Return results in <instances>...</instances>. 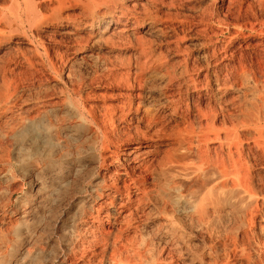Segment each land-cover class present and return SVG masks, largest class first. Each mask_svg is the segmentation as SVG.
Returning a JSON list of instances; mask_svg holds the SVG:
<instances>
[{
	"label": "rangeland",
	"instance_id": "obj_1",
	"mask_svg": "<svg viewBox=\"0 0 264 264\" xmlns=\"http://www.w3.org/2000/svg\"><path fill=\"white\" fill-rule=\"evenodd\" d=\"M99 4L101 3L98 0H0V143L2 142L3 145L0 144V245L2 246L0 253H5L7 250L5 254L1 253L0 264H86L89 260L88 257L91 258L92 254H87L86 260H80L82 253L80 248L86 243L88 244L95 236L100 235L99 232H96V227L102 230L112 229L115 233L124 229L116 236H121L124 240H136V243L140 241L138 244L135 243L136 248L134 249L137 250L136 253L141 252V254L137 253L136 260L140 262L137 264H163L166 259V264L168 261L171 262V259L173 262L169 264H216L217 262L218 264H241V262L242 264L252 262V264L258 262V264H264V259L260 258L254 244L252 247L254 251L251 249V254L254 256L250 263L230 254L229 250H231L230 246L233 241L231 238H236L238 233V225H236V223L238 224V214L233 213L231 208H221L222 204L219 205L221 207L215 204L216 208L210 206L209 211L212 212H209L210 220L203 217V211L195 210L196 200L189 199V195V198L187 197L186 188L183 187L178 193L170 191L174 180L179 179L180 182L182 178L181 181H183L180 183H184L185 179L182 177L184 171L181 172L180 169L185 170V167H183V163L179 164L178 161L176 163L175 160L173 162L172 159L163 157L169 147L160 145L157 152L154 153L152 158L154 160L148 158L145 164L148 166L139 172L130 169L128 164L124 163L123 158L128 149L148 142L147 138L154 135L156 130L160 133L166 131L163 132L165 135L169 134L174 137L182 130V127H190L188 124L192 119L190 115L187 116L185 111L187 105L190 106V111H193L194 105H197V102L194 101H198V95L192 93V89L183 83L186 82V78H177L173 83L164 81L169 80L166 76L167 73L172 74L173 72V69L169 67L170 62L176 64L179 61L176 51L170 48L180 45L182 50L187 51V55H189L187 57L191 62L190 66H192V62L196 61L202 66L207 64L206 53L213 49L211 42L218 48L228 46V50L232 49V51L243 48L247 57L250 54L251 56L255 55L254 50L264 42V29H262L264 28V0H166L164 5L161 6V3H158L147 11L142 7H138L137 10L132 8V12L127 15L129 18L137 15L140 17L152 15L160 19L158 27L143 29V32L145 31L144 38L155 43L154 47L159 51L164 50V55L166 52L165 56L168 57L164 61L167 62L168 67L165 63L163 67L155 65L147 68L139 78L141 80L135 81L134 78L128 76L134 66L133 64L132 66L128 65L125 50L113 51L111 46L108 47L100 42L88 49L89 52L92 51V56L88 53L79 54L76 57L70 55L69 51L74 48L76 38L92 33L89 28L83 30L78 25L74 27L70 24L76 21L77 24L83 23L90 16L97 15L99 11L105 9V6L101 4L99 7ZM92 5L100 9L94 8L95 10L92 11L93 8L90 7ZM45 9L47 10L44 11ZM249 9L250 11H248ZM76 13H78L77 16H75ZM84 14L86 15L84 16ZM60 16L64 20L59 21ZM163 22L167 24L166 27L165 24H162ZM252 23L255 30L245 28ZM111 29H114V26ZM75 33L76 37L73 36ZM131 41L135 44L134 40ZM61 57H68V62H61L63 60ZM204 71L206 74L208 71L206 67ZM216 71H218L217 67H209V74L212 78L210 79V90L203 93L204 98L200 102L203 109H209L210 104L217 105L211 97L213 90L217 87ZM163 77L165 78L163 79ZM263 92L257 93L259 95L256 97L258 103V98L262 97V94L264 99ZM230 93L227 99H230L231 96V98L236 97L238 105H244V108L247 107L245 106L247 104L250 107L249 102L251 99L254 100L251 92H247L246 96L238 93V95L236 93L230 95ZM129 95L135 96H132L135 105L139 102L137 112L129 109ZM3 97L5 100L9 98L10 103L5 102L4 99L1 100ZM174 99L178 101L179 108L176 111H174ZM6 103H9V107L6 106ZM113 108L124 112L126 123H119L116 117L111 119ZM143 119L147 122L145 123ZM36 125H39L37 126L40 127L39 131L32 128ZM137 127L141 134L137 137L139 139L134 135ZM162 127L165 129L163 128V130ZM179 127L181 128L178 132ZM106 129H109L108 133ZM174 130L176 131L173 132ZM127 133L132 137L128 140L129 142L126 140L130 137ZM142 133L145 135L143 136ZM119 138L120 140L117 141ZM116 142L122 143H117V145ZM65 148L68 151L67 154H65ZM110 151L113 152V155ZM168 160L170 161L169 165ZM135 171L136 173H134ZM178 171L180 174H176L180 177L176 174L173 176L172 173ZM140 172L141 174H139ZM112 173L115 174L112 175ZM127 174L128 177H126ZM140 175L142 177L138 178ZM108 179L111 181L109 182ZM123 182L126 184L124 185ZM174 182L177 185L180 184L177 183V180ZM115 185L119 188L112 189ZM105 187L107 188L105 189ZM125 187L126 189H124ZM142 188L144 192L146 190L156 191H154L155 193L153 191L144 193ZM166 191H170V194ZM165 193L168 196L173 193L176 203L179 202L177 203L179 208L176 207V203L174 205L173 202L166 199L168 196ZM129 195L133 199L132 206L128 203ZM98 196L101 197L98 198ZM111 202L113 204H110ZM163 202H166V205ZM170 203L173 205L170 206ZM184 206L186 209L188 208L187 211L183 210ZM112 210L114 211L112 212ZM172 210L175 211L173 214H171ZM129 213L130 215H128ZM190 214L191 216H189ZM217 214H221V218ZM133 217L135 218L133 219ZM195 218L198 223L194 220ZM213 220L215 223L212 222L210 225ZM219 220L224 225L221 223L219 226ZM127 227L130 228L126 229ZM226 228L229 230L227 231ZM215 230L219 231L218 234ZM260 231L258 228L259 237L262 236L261 239L264 240ZM227 233L232 234L228 235ZM78 238L81 240L79 241ZM8 242L10 243L8 244ZM226 243L227 245H225ZM228 248L229 250H227ZM100 252L98 248L96 253ZM221 255H223L224 262H220L223 261L220 259Z\"/></svg>",
	"mask_w": 264,
	"mask_h": 264
},
{
	"label": "bare ground",
	"instance_id": "obj_2",
	"mask_svg": "<svg viewBox=\"0 0 264 264\" xmlns=\"http://www.w3.org/2000/svg\"><path fill=\"white\" fill-rule=\"evenodd\" d=\"M103 6H105L104 10H101L97 13V15L90 16L86 22L83 23H76L73 22L72 26L78 25L81 27L80 29H87L89 28L92 30V33H89L87 36L83 37L79 36L76 38L74 48L69 51L73 57L78 56L79 54H90L92 56V51H88L92 46L101 43L106 44L108 47L111 46V49L114 50H125L128 65L133 64L134 68L133 70H130V73L128 76L131 78H134L135 80H141L139 79L141 75L147 70V68L154 67L155 65L159 67H163V65H167V62H164L167 60L168 57L167 53L165 52V55L163 53L164 50L159 51L154 47L153 42L147 41L144 37L145 34L143 32V29L146 27H158L159 20L157 16H132V18L127 17L128 13L132 12L131 9L134 8V10H137L138 7H142L144 10H149L151 7L156 6L158 3H161L164 5L166 0H98ZM146 1V2H144ZM176 1V0H175ZM178 1V0H177ZM180 1V0H179ZM182 1V0H181ZM187 1V0H185ZM207 1V0H206ZM257 1V0H256ZM259 1V0H258ZM261 3V2H260ZM95 4V2H94ZM93 4V5H94ZM99 4V7L100 5ZM256 4V3H255ZM51 5V4H49ZM92 7L93 10H97L98 8ZM96 5V4H95ZM98 5V4H97ZM229 5V4H228ZM242 5V4H241ZM101 6V7H103ZM252 6V5H251ZM263 6V4H262ZM49 7V6H47ZM243 7V6H242ZM250 7V6H249ZM51 8V7H50ZM84 8V7H83ZM95 8V9H94ZM230 8V7H229ZM264 8V7H263ZM49 9V8H48ZM100 9V8H99ZM139 9V8H138ZM189 9V8H188ZM255 9V8H254ZM252 9V10H254ZM45 9L44 11H46ZM50 10V9H49ZM52 10V9H51ZM54 10V9H53ZM87 10V9H85ZM240 10V9H239ZM243 10V8H242ZM241 10V11H242ZM230 11V10H229ZM228 11V13H229ZM250 11V9L248 10ZM256 11V10H255ZM90 12V11H88ZM155 12V11H154ZM161 12V11H160ZM257 12V11H256ZM80 13V12H79ZM84 13V12H83ZM91 13V12H90ZM165 13V12H164ZM70 14V13H69ZM75 14V13H74ZM78 13H76L75 16H77ZM87 14V13H86ZM84 14V16L86 15ZM252 14V12H251ZM254 14V13H253ZM256 14V13H255ZM258 14V13H257ZM35 15V14H34ZM62 15V14H61ZM120 15V16H119ZM145 15V14H143ZM73 16V15H72ZM250 16V15H249ZM252 16V15H251ZM255 16V15H254ZM72 18L71 16H68ZM74 17V16H73ZM80 17V16H78ZM256 17V16H255ZM254 17V18H255ZM260 17V15H259ZM77 18V17H76ZM250 18V17H249ZM86 19V18H85ZM64 20L61 16L59 17V21ZM73 20V19H72ZM75 20V19H74ZM73 20V21H74ZM82 20V19H81ZM252 20V19H251ZM45 21V20H44ZM43 21V22H44ZM85 21V20H84ZM252 22V21H250ZM264 22V21H263ZM42 23V21H41ZM53 23V22H52ZM248 23V22H247ZM48 24V23H47ZM66 24V23H65ZM165 24L164 22L162 23ZM40 25V24H39ZM161 25V24H160ZM167 24H165L166 27ZM247 25V24H246ZM254 24H250V26H245L246 29L255 30L256 28L253 26ZM258 25V24H257ZM77 26V27H78ZM114 26V29H111V27ZM42 27V26H41ZM260 27V26H259ZM2 28V27H1ZM244 28V27H243ZM77 29V28H76ZM79 29V30H80ZM261 29V28H260ZM264 29V28H262ZM164 30V29H163ZM176 30V29H175ZM264 33V32H263ZM261 34V33H260ZM258 34V35H260ZM66 35V34H65ZM68 35V34H67ZM71 35V34H70ZM76 33L73 35L75 36ZM213 35V34H212ZM262 35V34H261ZM53 36V35H52ZM76 37V36H75ZM53 38V37H52ZM74 39V38H73ZM131 40L135 41V44ZM243 40V39H242ZM263 40V39H261ZM211 41H213L211 39ZM231 42V41H230ZM229 42V43H230ZM262 42V41H260ZM65 43V42H64ZM210 43V42H209ZM212 48L208 51V62L207 64L203 65L199 62H192V66H190L189 58L187 56V51L182 50L181 47L177 45V47H173L170 49H173L178 54V62L176 64H173V62H170L169 67L173 69L172 74L167 73L169 81L172 82L177 78H186L183 83H186L189 87V89H192V93H196L198 95V101H194L197 105H194L193 111H190V106L187 105V116H191V121L189 122L188 126L190 127H182V130H180L181 127L178 128V132H180L176 135L175 138L172 135H165L162 131L161 134L159 131L156 130L154 135H151L147 138L145 144L139 145L134 148L128 149V151L124 154V163H127L130 169L139 170L144 169V167L148 166L146 160L152 159L154 156V153L157 152V148L161 146L169 147V150H166L165 155L163 157L172 159L173 162L175 160L178 161L179 164H184L183 167H185V170L180 169L181 172L184 171L183 178L185 179L184 183L180 179H176L180 184H176V180L173 181V186L170 188V191L178 193L181 189L186 188L187 190L185 193L189 199L194 198L195 201V210H201L203 211V217L210 219V213H212L210 210L211 207H215V204L218 206L222 204L221 208H231L233 213L238 214L237 216V222L236 223L238 233L236 238L233 239L231 243V250L229 248L227 250L231 251L230 254H233V256L239 257L242 259L247 260V262H251L252 256V247L253 244L256 247V251H258V254H260V258L264 259V240L261 239L262 236L259 237L258 234V228H260V232L264 236V99L263 94L262 97L258 98L259 103L257 102V98L259 95L257 93H260V91H264V42L261 44L260 47H257L256 50H254L253 56L250 54V58L246 56V53L243 48L237 51L228 50V46L225 48H218L214 46L213 42H211ZM215 43V42H214ZM258 43V42H257ZM69 44V43H68ZM158 45V44H157ZM206 45V44H205ZM258 45V44H257ZM248 46V45H247ZM255 46V45H254ZM105 47V46H104ZM169 47V46H168ZM172 47V46H170ZM208 47V46H207ZM211 47V46H210ZM221 47V46H220ZM231 47V46H230ZM239 48V46H237ZM244 47V46H243ZM253 47V46H252ZM256 47V46H255ZM32 48V47H30ZM183 48V47H182ZM247 48V47H246ZM53 49V48H52ZM160 49V48H159ZM169 49V50H170ZM245 49V48H244ZM208 50V49H207ZM236 50V49H235ZM35 51V49H34ZM168 51V50H167ZM171 51V50H170ZM169 51V52H170ZM247 51V50H246ZM252 52V51H251ZM118 53V52H117ZM205 53V52H204ZM248 53V52H247ZM250 53V52H249ZM92 54V55H91ZM205 54V55H206ZM60 55V54H59ZM170 55V54H169ZM62 56V55H61ZM96 56V55H95ZM54 58V57H53ZM62 58V57H61ZM41 59V58H39ZM63 59V60H62ZM61 62H68V57H63ZM111 59V58H110ZM109 59V60H110ZM121 59V58H120ZM56 60V59H55ZM125 60V59H124ZM60 61V60H59ZM126 61V60H125ZM173 61V60H172ZM177 61V60H176ZM175 61V62H176ZM80 62V61H79ZM90 62V61H89ZM169 62V61H168ZM83 63V62H82ZM206 63V62H205ZM91 64V63H90ZM127 65V66H128ZM217 67L218 71H216V83L217 87L212 92V99L214 100L217 105H209V109L206 110L203 109V107L200 105V102L204 98V92H208L210 90V79L212 78L209 74V67ZM158 67V68H159ZM208 70L206 71V74L204 73V69ZM3 68V67H2ZM131 67H129L130 69ZM4 69V68H3ZM7 70V68H5ZM132 69V68H131ZM156 69V68H155ZM161 69V68H160ZM158 70V69H156ZM166 70V69H165ZM214 71L213 69H211ZM5 71V70H4ZM10 71V70H9ZM128 71V70H127ZM162 71V70H161ZM170 71V69H169ZM6 72V71H5ZM70 72V71H69ZM155 72V71H154ZM159 72V71H158ZM166 72V71H165ZM171 72V71H170ZM28 73V72H27ZM72 73V72H71ZM163 73V72H162ZM214 73V72H213ZM149 74V72H148ZM160 74V72H159ZM158 74V75H159ZM164 74V73H163ZM92 75V74H91ZM152 75V74H150ZM156 75V73H155ZM157 75V76H158ZM213 75V74H212ZM6 76V75H5ZM146 76V75H144ZM143 76V77H144ZM154 76V75H153ZM162 76V75H161ZM159 76L160 78H162ZM127 77V75H126ZM148 77V76H147ZM150 77V76H149ZM155 77V76H154ZM128 78V77H127ZM126 78V79H127ZM153 78V77H152ZM165 77H163L164 79ZM9 79V78H8ZM129 79V78H128ZM133 80V79H132ZM215 80V79H214ZM128 81V80H127ZM183 81V80H182ZM130 82V79H129ZM168 82V83H169ZM135 83V82H134ZM138 83V82H136ZM141 83V82H139ZM138 83V84H139ZM167 83V84H168ZM215 83V84H216ZM181 85V83H179ZM214 84V85H215ZM77 85V84H76ZM171 85V84H170ZM174 85V84H173ZM26 86V85H25ZM178 86V85H177ZM185 86V85H184ZM173 88V87H172ZM187 90V89H186ZM178 92V91H177ZM180 92V91H179ZM183 92V91H182ZM229 92L231 93H238L239 95H247V92H251L253 97V101L249 102L250 107L247 105V107H243L241 105H238L237 98H228ZM174 93V92H173ZM230 93V95H231ZM264 93V92H263ZM139 94V93H138ZM237 94V95H238ZM250 94V93H248ZM135 95V94H133ZM129 95L128 101H129V109L134 110L135 112L138 111L139 102L135 105L132 100V96ZM137 95V94H136ZM208 95V94H207ZM257 95V96H256ZM141 96V95H139ZM138 96V97H139ZM143 96V95H142ZM167 96V95H166ZM244 96V97H245ZM135 97V96H133ZM206 97V96H205ZM5 97H3L1 100H3ZM142 98V97H140ZM144 98V97H143ZM243 98V97H242ZM247 98V97H246ZM250 98V97H249ZM137 99V98H136ZM173 99V98H172ZM240 99V98H239ZM5 100V99H4ZM9 100V98H8ZM8 100H5L7 102ZM132 100V101H131ZM169 100V98H168ZM139 101V99H138ZM9 102V101H8ZM143 102V101H142ZM173 102V101H172ZM210 102V101H209ZM10 103V102H9ZM9 103H6V106H8ZM128 103V102H127ZM178 101L174 99L173 105H174V111H176L179 107L177 105ZM193 103V101H192ZM194 103V104H195ZM243 103V102H242ZM241 103V104H242ZM170 104V103H169ZM246 104V103H245ZM192 105V104H191ZM5 106V108H6ZM9 107V106H8ZM169 107V106H168ZM193 108V106H192ZM8 109V108H7ZM113 114L111 119H114L116 117L117 121L119 123H126L127 120L125 119L124 112L118 108H113ZM126 109V108H125ZM171 109V108H170ZM173 110V109H172ZM4 111H6L4 109ZM128 111V110H127ZM140 112V111H139ZM110 113V112H109ZM112 113V112H111ZM134 113V112H133ZM144 113V112H143ZM148 112L146 111V114ZM145 114V116H146ZM13 115V114H12ZM11 115V116H12ZM134 115V114H133ZM5 116V115H4ZM144 116V115H143ZM186 116V117H187ZM10 117V116H9ZM135 117V116H134ZM133 117V119H134ZM140 117V116H139ZM142 117V116H141ZM147 117V116H146ZM145 117V118H146ZM137 118V116H136ZM149 118V117H148ZM153 118V117H151ZM7 119V118H6ZM115 119V120H116ZM137 120V119H136ZM150 120V119H149ZM189 120V119H188ZM111 121V120H110ZM144 121V119H143ZM152 121V119L150 120ZM54 122V121H53ZM115 122V121H114ZM112 122V123H114ZM145 122V121H144ZM147 122V121H146ZM145 122V123H146ZM10 123V122H9ZM111 123V124H112ZM138 123V121H137ZM151 123V122H150ZM117 124V123H116ZM129 124V123H128ZM149 124V123H148ZM153 124V123H152ZM114 125V124H113ZM124 125V124H123ZM123 125H121L123 127ZM39 125H36V127H32L35 129V131H39L40 127H37ZM119 126V125H118ZM117 126V127H118ZM135 126V125H134ZM139 126V125H138ZM150 126V125H149ZM110 127V125H109ZM113 128V127H112ZM119 128V127H118ZM125 128V127H124ZM123 128V130H124ZM130 128V127H129ZM147 128V127H145ZM158 128V127H157ZM164 127H162L163 129ZM169 128V127H168ZM173 128V127H172ZM175 128V127H174ZM177 128V127H176ZM116 129V128H115ZM126 129V128H125ZM154 129V128H153ZM161 129V130H162ZM165 129V128H164ZM163 129V130H164ZM109 129H106V131ZM114 130V129H113ZM128 130V128H127ZM143 130V129H142ZM159 130V129H158ZM171 130V128H169ZM105 131V132H106ZM111 131V128H110ZM115 131V130H114ZM113 131V132H114ZM125 131V130H124ZM153 131V130H152ZM155 131V129H154ZM174 130L173 132H175ZM104 132V133H105ZM121 132V131H120ZM130 132V131H129ZM135 132V129H134ZM143 132V131H141ZM170 132V133H173ZM26 133H28L26 131ZM68 133V132H67ZM108 133V131H107ZM116 133V131H115ZM123 133V132H122ZM121 133V134H122ZM131 133V132H130ZM133 133V131H132ZM146 133V131H145ZM154 133V132H153ZM25 134V133H24ZM23 134V135H24ZM111 134V132H110ZM120 134V133H119ZM125 134V132H124ZM123 134V135H124ZM129 134V133H127ZM126 134V135H127ZM140 134L139 128H136L135 132V138L138 137ZM160 134V135H159ZM22 135V136H23ZM108 135V134H107ZM106 135V136H107ZM115 135V134H114ZM121 135V136H123ZM141 135V134H140ZM139 135V136H140ZM144 136L145 134L142 133ZM162 135V136H161ZM20 136V135H19ZM111 136V135H110ZM130 136V134H129ZM133 136V134H132ZM55 137V136H54ZM117 137V136H116ZM120 137V136H119ZM127 137V136H126ZM121 138V137H120ZM117 139L118 140H120ZM132 137L126 138L127 142ZM134 138V137H133ZM146 138V136H145ZM57 139V138H56ZM55 139V140H56ZM60 139V137H59ZM107 139V138H106ZM139 139V138H137ZM141 139V138H140ZM109 140V139H108ZM112 140V139H110ZM123 140V137H122ZM48 141V140H47ZM54 141V139H53ZM107 141V140H106ZM105 141V142H106ZM138 141V140H136ZM143 141V140H142ZM50 142V141H49ZM48 142V143H49ZM57 142V140H56ZM111 142V141H109ZM125 142V139H124ZM131 142V141H130ZM58 143V142H57ZM115 143V142H114ZM113 143V144H114ZM121 144L122 142H116V144ZM2 145V142L0 143ZM52 144V143H51ZM106 144V143H105ZM109 144V143H108ZM111 144V145H113ZM116 144H114L116 146ZM117 144V145H118ZM3 146V145H2ZM6 147V146H5ZM107 147V146H106ZM118 147V146H117ZM3 148V147H2ZM108 148V147H107ZM73 149V148H72ZM111 149V148H110ZM127 149V148H126ZM70 150V149H69ZM64 152V149L62 150ZM79 151V150H78ZM77 151V152H78ZM124 151V150H123ZM159 151V150H158ZM161 151V150H160ZM42 152V150H41ZM60 152V151H59ZM72 152V151H71ZM116 152V151H115ZM43 153V152H42ZM58 153V152H57ZM68 151H66L65 148V154H67ZM70 153V152H69ZM107 153V151H105ZM111 153V151H110ZM113 153V152H112ZM111 153V154H112ZM50 154V152H49ZM48 154V155H49ZM60 154V153H59ZM65 154H62L63 156ZM73 154V153H72ZM162 154V153H160ZM113 155V154H112ZM121 155V153H120ZM117 156V155H116ZM114 156V157H116ZM122 156V155H121ZM159 156V155H158ZM49 157V156H48ZM59 157V156H58ZM67 157V156H66ZM113 157V158H114ZM160 157V156H159ZM162 157V158H163ZM109 158V157H108ZM121 158V157H120ZM119 158V159H120ZM161 158V159H162ZM115 159V158H114ZM158 159V158H156ZM160 159V158H159ZM105 160V159H104ZM107 160V159H106ZM109 160V159H108ZM107 160V161H108ZM112 160V159H111ZM154 159H152L153 161ZM164 160V158H163ZM167 160V159H166ZM123 161V160H122ZM161 161V160H160ZM165 161V160H164ZM169 161V160H168ZM60 162V161H59ZM97 162V161H96ZM158 162V161H157ZM167 162V161H166ZM107 163V162H106ZM111 163V162H109ZM149 163V160H148ZM151 163V161H150ZM172 163V161H171ZM177 163V162H176ZM92 164V163H91ZM94 164V163H93ZM158 164V163H157ZM170 164V161L168 165ZM110 165V164H109ZM150 165V164H149ZM160 165V164H159ZM165 165V164H163ZM161 165V166H163ZM172 165V164H171ZM170 165V166H171ZM177 165V164H176ZM175 165V166H176ZM108 167V166H106ZM114 167V166H113ZM156 167V166H155ZM178 167V166H177ZM164 168V166H163ZM171 168V167H169ZM179 168V167H178ZM182 168V167H181ZM81 169V168H80ZM110 169V168H109ZM149 169V168H148ZM156 169V168H155ZM154 169V170H155ZM166 169V168H165ZM172 169V168H171ZM111 170V169H110ZM126 170V169H125ZM146 171H150L145 169ZM153 170V166H152ZM151 170V171H152ZM168 170V169H167ZM166 170V171H167ZM179 170V169H177ZM176 170V171H177ZM130 171V170H129ZM164 171V170H163ZM120 172V171H119ZM125 172V171H124ZM123 172V173H124ZM133 172V171H131ZM178 172L172 173L174 174H180ZM117 173V172H116ZM136 173V171L134 172ZM147 173V172H146ZM168 173V171H167ZM115 173H112V175ZM141 174V172L139 173ZM176 174V175H177ZM118 175V173H117ZM122 175V174H120ZM134 175V174H133ZM145 175V174H144ZM164 175V174H163ZM175 175V176H176ZM105 176V175H104ZM111 176V173H110ZM115 176V175H114ZM113 176V177H114ZM124 176V175H123ZM132 176V175H131ZM130 176V177H131ZM137 176V175H136ZM153 176V175H152ZM172 176V175H171ZM179 176V175H177ZM128 177V174L127 176ZM141 178L142 176H138V178ZM155 177V175H154ZM180 177V176H179ZM119 178V177H118ZM117 178V179H118ZM133 178V177H132ZM136 178V177H135ZM151 178V177H150ZM103 179H106L103 177ZM146 179V178H145ZM153 179V178H152ZM174 179V178H173ZM73 180V179H72ZM80 180V179H79ZM109 180V179H108ZM116 180V178H115ZM132 180V179H130ZM129 180V181H130ZM136 180V179H134ZM106 181V180H105ZM111 180H109L110 182ZM127 181V180H126ZM138 181V180H137ZM147 181V180H146ZM150 181V180H149ZM152 181V180H151ZM78 182V181H77ZM117 182V181H115ZM141 182V181H140ZM171 182V181H170ZM64 183V182H63ZM103 183V182H102ZM107 183V181L105 182ZM122 183V181H121ZM124 183V182H123ZM130 183V182H129ZM138 183V182H137ZM148 183V182H147ZM79 184V183H78ZM126 183H124L125 185ZM128 184V182H127ZM139 184V183H138ZM146 184V183H145ZM176 184V185H175ZM184 184V185H183ZM81 185V184H80ZM105 185V184H104ZM109 185V184H108ZM144 185V184H143ZM183 185V186H182ZM110 186V185H109ZM132 186V185H131ZM136 186V185H135ZM182 186V187H181ZM76 187V186H75ZM128 187V186H127ZM144 187V186H143ZM150 187V186H149ZM168 187V186H167ZM107 187H105L106 189ZM119 187L113 186L112 189H116ZM122 188V187H121ZM148 188V187H147ZM126 189V187L124 188ZM143 189V188H142ZM146 189V188H145ZM150 189V188H148ZM156 189V188H155ZM164 189V188H162ZM166 189V188H165ZM1 190V189H0ZM60 190V189H59ZM133 190V189H132ZM140 190V189H138ZM167 190V189H166ZM169 190V189H168ZM66 191V190H65ZM147 191H153V190H146ZM156 191V190H154ZM153 191V192H154ZM165 191V190H164ZM166 191V192H170ZM144 192V189H143ZM144 192V193H145ZM162 192V191H161ZM184 192V191H183ZM70 193V192H69ZM110 193V192H109ZM141 193V192H140ZM152 193V192H151ZM155 193V192H154ZM157 193V192H156ZM108 194V193H107ZM112 194V193H111ZM114 194V193H113ZM112 194V195H113ZM121 194V193H120ZM128 194V193H127ZM130 194V193H129ZM143 194V193H142ZM150 194V193H149ZM148 194V195H149ZM153 194V193H152ZM166 194V193H165ZM170 194V193H169ZM183 194V193H182ZM73 195V194H72ZM71 195V196H72ZM131 195V194H130ZM127 198L129 201L128 203L132 206V198ZM155 196V194H153ZM167 195V194H166ZM176 195V194H175ZM184 196V198L186 197ZM126 196V195H125ZM128 196V195H127ZM137 196V195H136ZM142 196V195H141ZM146 196V195H145ZM152 196V195H151ZM168 196V195H167ZM173 193L168 196V200L171 202L176 203L175 198L173 197ZM178 196V195H177ZM101 196H98V198ZM139 197V196H138ZM150 197V196H149ZM148 197V198H149ZM153 197V196H152ZM157 197V195H156ZM180 197V194H179ZM111 198V197H110ZM114 198V197H113ZM140 198V197H139ZM143 198V197H142ZM141 198V199H142ZM147 198V197H146ZM155 198V197H153ZM162 198V197H161ZM160 198V199H161ZM187 198V199H188ZM152 199V198H151ZM164 199V200H166ZM176 199H178L176 197ZM180 199V198H179ZM188 199V200H189ZM105 200V199H104ZM115 200V199H114ZM117 200V199H116ZM125 200V199H124ZM123 200V201H124ZM136 200V199H135ZM138 200V199H137ZM144 200V199H142ZM149 200V199H148ZM155 200V199H154ZM163 200V199H161ZM167 200V201H168ZM182 200V199H181ZM186 200V199H185ZM187 200V201H188ZM193 200V199H192ZM108 201V200H107ZM118 201V200H117ZM150 201V200H149ZM158 201V200H157ZM179 201V200H178ZM194 201V200H193ZM104 202V201H103ZM113 202V201H112ZM110 204H113V203ZM120 202V201H119ZM190 202V201H189ZM192 202V201H191ZM190 202V203H191ZM115 203V202H114ZM117 203V202H116ZM164 203V202H163ZM161 203V204H163ZM166 203V202H165ZM164 203V204H165ZM179 203V202H177ZM176 203V204H177ZM189 203V204H190ZM102 204V203H101ZM122 204V203H121ZM171 204V203H170ZM194 204V203H193ZM192 204V207H193ZM105 205V204H104ZM120 205V203H119ZM166 205V204H165ZM171 204L170 206H172ZM169 206V207H170ZM63 207V206H62ZM129 207V206H128ZM164 207V206H163ZM162 207V208H163ZM166 207V206H165ZM174 207V206H173ZM178 207V204L177 206ZM191 207V208H192ZM218 207V208H219ZM6 208V207H5ZM4 208V209H5ZM168 208V207H167ZM179 208V207H178ZM183 208V207H182ZM216 208V207H215ZM136 209V207H135ZM172 209V207H171ZM176 209V208H175ZM188 209V208H187ZM184 206L183 210H186ZM9 210V209H8ZM110 210V209H109ZM126 210V209H125ZM131 210V209H130ZM134 210V209H133ZM163 210V209H162ZM166 210V209H165ZM170 211V208L168 209ZM194 210V209H192ZM194 210V211H195ZM98 211V210H97ZM114 210H112L113 212ZM137 211V210H136ZM142 211V210H141ZM191 211V210H190ZM216 211V210H215ZM140 212V210H139ZM168 213V211H166ZM164 212V213H166ZM175 212L172 210L171 214ZM177 212V211H176ZM179 212V211H178ZM196 212V211H195ZM194 212V213H195ZM239 212V213H238ZM3 213V212H2ZM110 213V212H109ZM116 213V212H115ZM114 213V215H116ZM126 213V212H125ZM128 213V212H127ZM131 213V212H130ZM130 213L128 215H130ZM138 213V212H137ZM187 213V212H186ZM217 213V212H216ZM221 213V212H220ZM1 214V213H0ZM169 214V213H168ZM192 214V213H191ZM191 214L189 216H191ZM105 215V214H104ZM166 215V214H165ZM196 216V214H194ZM198 215V214H197ZM218 215V214H217ZM221 215V214H220ZM218 215V216H220ZM20 216V215H19ZM120 216V215H118ZM127 216V215H126ZM137 216H139L137 214ZM136 216V217H137ZM169 216V215H168ZM200 216V215H199ZM93 217V216H92ZM124 217V215H123ZM171 217V216H170ZM194 217V216H193ZM202 217V216H201ZM202 217V218H203ZM224 217V216H223ZM96 218V217H95ZM102 218V217H101ZM119 218V217H118ZM125 218V217H124ZM132 218V216H131ZM135 217H133L134 219ZM192 218V217H191ZM200 218V217H199ZM216 218V217H215ZM221 218V216L219 217ZM236 218V217H235ZM218 219V218H216ZM225 219V218H224ZM12 220V219H11ZM197 220L196 218L194 219ZM194 220H192L194 222ZM200 220V219H199ZM227 220V219H226ZM225 220V221H226ZM88 221V220H86ZM131 221V219H130ZM137 221V220H136ZM190 221V222H192ZM205 221V220H204ZM203 221V223H204ZM207 221V220H206ZM220 221V220H219ZM92 222V221H91ZM90 222V223H91ZM125 222V221H124ZM127 222V221H126ZM132 222V221H131ZM192 222V223H193ZM198 223V221H196ZM201 222V221H200ZM210 222V221H209ZM213 221H211L210 225ZM227 222V221H226ZM111 223V222H110ZM122 223V222H121ZM128 223V222H127ZM130 223V222H129ZM134 223V222H133ZM195 223V222H194ZM202 223V222H201ZM215 223V222H214ZM221 221L219 226H221ZM232 223V222H230ZM99 224V223H98ZM107 224V223H106ZM105 224V225H106ZM206 224V223H205ZM209 224V223H208ZM207 224V225H208ZM223 224V223H222ZM229 224V223H228ZM113 225V224H112ZM111 225V226H112ZM197 225V224H196ZM203 225V224H202ZM206 225V227H207ZM215 225V224H214ZM224 225V224H223ZM234 225V226H236ZM90 226V225H88ZM231 226V225H230ZM233 226V225H232ZM82 227V226H81ZM99 227V226H98ZM108 227V226H107ZM133 227V226H132ZM213 227V226H212ZM216 227V225H215ZM105 228V227H104ZM130 227H127L126 229H129ZM209 228V227H208ZM214 228V227H213ZM223 228V226H222ZM221 228V229H222ZM7 229V228H6ZM119 229V228H117ZM137 229V228H136ZM211 229V228H210ZM227 231L229 230L226 228ZM235 229V228H234ZM236 229V230H237ZM81 230V229H80ZM87 230V229H85ZM84 230V231H85ZM97 230L96 232H99L100 235L95 236L88 244L80 249H82V253L80 256V260H84L87 256V254L91 255L92 257H88V262L86 264H137L140 263L137 262V252L134 250L136 247L135 245L136 240L130 241L125 239L123 237H118L116 234L122 233L124 229L119 230V233L113 232L112 229L108 230H102L100 228H95ZM135 230V229H134ZM213 230V229H211ZM219 230V229H218ZM223 230V229H222ZM233 231V229L231 228ZM83 231V230H82ZM88 231V230H87ZM126 231V230H125ZM216 231V230H215ZM231 231V232H232ZM86 232V231H85ZM94 232V230H92ZM217 234L219 231H216ZM223 232V231H222ZM230 232V231H229ZM235 232V230L233 231ZM260 233V234H261ZM78 234V233H77ZM76 234V235H77ZM84 234V233H83ZM91 234V233H90ZM124 234V233H123ZM131 234V233H130ZM140 234V233H139ZM221 234V233H220ZM228 234V233H227ZM232 234V233H231ZM228 234V235H231ZM136 235V233H135ZM138 235V234H137ZM189 235V234H188ZM216 235V234H215ZM128 236V235H127ZM78 237V236H77ZM136 237V236H135ZM134 237V238H135ZM140 237V236H139ZM228 237V236H227ZM84 238V237H82ZM90 238V236H89ZM92 238V237H91ZM127 238V237H126ZM138 238V237H137ZM5 239V238H4ZM2 239L4 242L5 240ZM76 239V238H75ZM132 239V238H131ZM136 239V238H135ZM228 239V238H227ZM7 240V239H6ZM9 240V239H8ZM77 240V239H76ZM75 240V241H76ZM79 240V238H78ZM81 240V239H80ZM79 240V241H80ZM138 241V239H137ZM7 242V241H6ZM195 242V241H194ZM224 242V241H222ZM10 242H8L9 244ZM82 243V242H81ZM84 243V242H83ZM136 243V244H135ZM228 243V242H227ZM227 243L225 245H227ZM5 244V243H4ZM18 244V243H17ZM78 244V243H77ZM82 245V244H81ZM203 245V244H202ZM224 245V244H223ZM4 246V245H3ZM162 246V245H161ZM0 247H2L0 245ZM5 247V246H4ZM3 247V248H4ZM7 247V246H6ZM223 247V246H221ZM227 247V246H226ZM100 249V253L97 254V249ZM146 248V247H144ZM224 248V247H223ZM252 249V250H251ZM255 249V248H254ZM3 250V249H2ZM203 250V249H202ZM222 250V249H221ZM224 250V249H223ZM226 250V248H225ZM7 251V250H6ZM5 251V253H6ZM192 251V250H191ZM254 251V250H253ZM11 252V251H10ZM8 252V253H10ZM75 252V250H74ZM2 253V252H1ZM0 253V255H2ZM4 253V254H5ZM7 253V254H8ZM77 253V252H76ZM79 253V251H78ZM11 254V253H10ZM141 254V252H140ZM157 254V253H156ZM155 254V256H156ZM225 254V253H224ZM256 254V253H255ZM15 255V254H14ZM79 255V254H78ZM227 255V254H225ZM11 256V255H10ZM9 256V257H10ZM2 257V256H1ZM14 257V256H13ZM223 255H221L222 259ZM225 257V256H224ZM230 257V256H229ZM4 258V256L2 257ZM7 258V257H6ZM226 258H228L226 256ZM234 258V257H233ZM232 258V259H233ZM11 259V258H10ZM75 259V258H74ZM78 259V258H77ZM149 259V258H148ZM225 259V258H224ZM231 259V260H232ZM260 259V260H261ZM3 260V259H2ZM68 260V259H67ZM73 260V259H72ZM86 260V259H85ZM159 260V259H158ZM167 260V259H166ZM165 260V261H166ZM223 260V259H222ZM7 261V259H6ZM6 261H4L6 263ZM74 261V260H73ZM161 261V260H160ZM164 261L163 264H166ZM173 262V260H170ZM206 261V260H205ZM219 261V260H217ZM227 261V260H225ZM235 261V260H233ZM237 261V260H236ZM239 261V260H238ZM254 261V260H252ZM12 262V261H11ZM10 262V263H11ZM38 262V261H37ZM79 262V261H78ZM162 262V261H161ZM168 261V264L171 263ZM220 262H224L220 261ZM263 262V261H262ZM2 263V262H1ZM40 263V262H38ZM176 263V262H175ZM240 263V262H239ZM253 263V262H252ZM250 263V264H252ZM257 263V262H256ZM259 263V262H258ZM257 263V264H258ZM34 264V263H33ZM70 264V263H69ZM84 264V263H83ZM156 264V263H154ZM182 264V263H181ZM218 264V262L216 263ZM225 264V263H224ZM228 264V263H227ZM235 264V263H234ZM237 264V263H236ZM242 264V262H241ZM263 264V263H262Z\"/></svg>",
	"mask_w": 264,
	"mask_h": 264
}]
</instances>
